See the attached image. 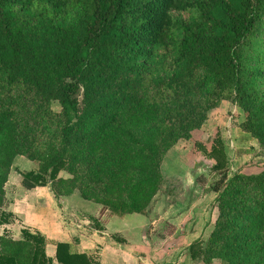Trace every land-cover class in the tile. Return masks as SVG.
I'll return each mask as SVG.
<instances>
[{
  "label": "trees",
  "instance_id": "obj_1",
  "mask_svg": "<svg viewBox=\"0 0 264 264\" xmlns=\"http://www.w3.org/2000/svg\"><path fill=\"white\" fill-rule=\"evenodd\" d=\"M224 101L264 155V0H0V209L24 156L39 164L22 173L26 190L146 214L166 154ZM206 155L220 173L218 217L191 258L264 264V171H222L220 141ZM9 234L0 264H99L69 243L48 256L30 228Z\"/></svg>",
  "mask_w": 264,
  "mask_h": 264
},
{
  "label": "rangeland",
  "instance_id": "obj_2",
  "mask_svg": "<svg viewBox=\"0 0 264 264\" xmlns=\"http://www.w3.org/2000/svg\"><path fill=\"white\" fill-rule=\"evenodd\" d=\"M53 110L60 112L58 103H54ZM244 119L239 108L224 101L209 113L207 121L201 129L192 133L190 140L180 141L166 154L162 164L164 182L148 206L147 213L122 217L135 220L133 226L137 228L131 233L133 239L139 244L142 240L150 247L148 253H135L140 264H205L201 259L191 258L190 247L198 241L203 246L206 244L218 217L217 195L212 187L220 178V173L214 169L216 160L208 157L206 152H210L220 141L226 158V167L222 171H227L229 175L264 171V155L259 143L240 127ZM38 168V163L24 156L16 157L7 188L8 202L0 209V222H3L0 234L9 232L14 239H20L24 228L38 231L26 225L22 218L25 211L20 209L34 199V194L20 188L22 173L37 171ZM59 177L70 179L72 175L61 171ZM46 188L51 190L49 185ZM21 190L22 193H19ZM56 200L61 212L67 215L76 212L77 222L83 223L90 232H104L110 219H121L108 215L103 205L83 199L79 191ZM4 213L11 215L3 216ZM112 239L126 243L116 236ZM95 259L99 260V256ZM212 264L220 262L216 260Z\"/></svg>",
  "mask_w": 264,
  "mask_h": 264
},
{
  "label": "crops",
  "instance_id": "obj_3",
  "mask_svg": "<svg viewBox=\"0 0 264 264\" xmlns=\"http://www.w3.org/2000/svg\"><path fill=\"white\" fill-rule=\"evenodd\" d=\"M20 188L26 190L22 185ZM22 190L19 193H22ZM26 191L34 194V199L29 200L32 204L28 201L27 207L20 208L25 211L22 218L26 221V225L34 227L46 238L48 256H55L58 243L71 244L72 251L75 253L87 254L94 258L99 256L97 260L99 264H140L135 253L150 252L148 244L145 245L142 240L139 244L132 237L131 233L137 228L133 226L134 219L113 218L106 224L104 232L97 230L90 232L84 228L83 223L77 222L76 212H70L67 215L59 210L51 190L46 187H37ZM16 204L18 205L19 202ZM9 209L11 210V207ZM112 236L123 239L126 243L113 241Z\"/></svg>",
  "mask_w": 264,
  "mask_h": 264
}]
</instances>
